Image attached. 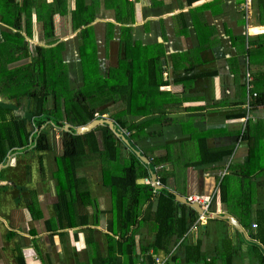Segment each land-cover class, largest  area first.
<instances>
[{"label": "crops", "instance_id": "crops-1", "mask_svg": "<svg viewBox=\"0 0 264 264\" xmlns=\"http://www.w3.org/2000/svg\"><path fill=\"white\" fill-rule=\"evenodd\" d=\"M69 1L73 9L74 0ZM86 4L95 8L87 38L72 28L69 13L52 17L53 35L46 37L34 8L28 37L21 15L25 53L13 37V19L2 20L13 15V7L5 12L0 7V72L31 63L36 48L51 56L48 50L62 44L54 62L60 56L69 89L83 86L89 68L91 85L118 76L122 89L109 93L103 88L100 98L108 105L98 111H104L103 120L113 122L125 158L132 162L131 153L138 152L139 160L142 156L149 161L147 165L140 160L151 174L136 184L152 188L150 177L155 175L157 187L173 195L177 215L172 219L167 211H157L153 194L151 206L134 208L138 214L132 222L123 209L115 214L106 188L108 210L102 211L99 195L90 192L96 206L74 204L72 225L65 214L71 211L64 207L65 196L59 198L55 188V201L45 206L30 179L25 187L19 181L14 186L17 177L8 174L20 165L16 156L24 155L30 164L36 158L32 150L12 152L0 164V171L12 169L0 180V264H156V257L165 264H264V0ZM85 41L92 45L88 69L81 55ZM128 72L129 78L121 76ZM247 87L256 93L249 112ZM4 96L0 92V103H13ZM30 103L22 98L16 117L22 119L32 110ZM34 122L28 126V145L39 132ZM122 123L120 132L114 124ZM56 131L48 130L49 141ZM99 158L89 159L88 165ZM98 164L101 177L107 165ZM26 179L23 174L21 181ZM192 195L209 202L206 211L197 213L181 202ZM83 209L86 224H81ZM105 214L107 219L101 217ZM215 215L230 216L240 229Z\"/></svg>", "mask_w": 264, "mask_h": 264}, {"label": "trees", "instance_id": "trees-1", "mask_svg": "<svg viewBox=\"0 0 264 264\" xmlns=\"http://www.w3.org/2000/svg\"><path fill=\"white\" fill-rule=\"evenodd\" d=\"M45 1L0 0V7L3 12L13 7V15L10 16L8 13L2 20L13 19L10 28L15 30L13 37L17 39L18 47L24 53L25 42L20 33L19 20L21 15L25 16L24 32L29 37L31 35V10L33 8L35 12H38L39 19L43 20L42 30L46 37L53 35L52 17L56 14L64 16L69 13L72 28L74 30L80 29L82 36L88 35L90 32L88 24L94 16L95 8H88L87 0H74L73 9H69V0H52L50 3ZM37 2H41L39 6H36ZM8 23L4 22L3 24L8 25ZM61 50L62 44H58L48 50L51 53L49 56L44 49L36 48V57L31 63L12 71L0 72V92L3 96L6 95L4 96L6 99L13 102L11 104L0 103V164H5L8 154L12 152L32 150V153L35 154L34 159L36 158L34 162L38 164L40 174H45L46 165L42 156L46 153H53L54 168L50 169V179L54 182V188L59 198L65 196L63 199L64 207L71 210L65 214L68 215L70 223L75 225L76 211L75 213L72 212L74 204L79 208H83L86 203L96 206L95 199L90 195L88 179L85 176H79L78 173L91 163L89 159L100 155V158L93 160V162L97 161L96 163L101 162L107 165L101 170V185L110 190L112 210L115 211V214L123 209L124 217L136 222L138 213L136 214L137 211L134 212V208H141L144 204L151 206L153 194H157L158 209L156 208V210L167 211V218H175L177 204L173 195L164 188L154 192L150 185L136 184V180L148 179L151 173L133 153H131L132 162H130L131 158L124 157V144L106 125L98 126L83 135L75 133L78 126L102 118L104 111H98V108L108 105L105 103V99L100 98L104 89L109 93H115L116 90L122 89L123 85L118 82V76H112V79L99 80L97 84L91 85L88 83V71H84L83 86L77 89H69L66 71L60 61V56L61 68L53 66L54 58L58 52L60 54ZM84 54L85 50L82 49V60ZM121 76L129 78L130 73H123ZM22 98H27L33 108L20 119L16 117L14 111ZM259 101H261L260 97L256 102ZM7 116L11 117V120ZM36 117L41 119L35 120ZM32 121L39 132L34 144L28 145V138L31 135L28 126ZM65 125L69 126L67 131H64ZM114 126L116 130L122 132L121 128L125 124L122 123L117 126L114 124ZM126 127L130 130L133 128L127 124ZM48 130L61 131L62 151L59 155L54 153V141L48 140ZM10 170H12L10 167L2 169L0 180L5 179ZM21 172L27 178L25 181H21L23 177ZM9 175L17 177L14 182L15 187H18L17 181L21 182L20 187H25L28 179L31 180L30 168L23 165L22 162L8 174V177ZM192 212L194 211L192 210ZM87 222L88 216L83 209L81 224ZM161 248L159 246L156 250L159 251Z\"/></svg>", "mask_w": 264, "mask_h": 264}, {"label": "rangeland", "instance_id": "rangeland-1", "mask_svg": "<svg viewBox=\"0 0 264 264\" xmlns=\"http://www.w3.org/2000/svg\"><path fill=\"white\" fill-rule=\"evenodd\" d=\"M70 1H68V5H69ZM42 11V10H41ZM61 32H65L66 33V29L65 28H61ZM79 37H82L81 34L79 35ZM85 38L88 37L87 34L84 35ZM92 45H90L89 43L87 44V42L85 41L84 45L82 46L81 49L85 50V54L83 57V63H84V67H87L88 69V49L91 48ZM91 58V55L89 56V59ZM53 66L61 68V65L59 62H54ZM92 72V68L88 69V75H90ZM63 94V93H62ZM114 108L111 110L113 111ZM106 118H108L109 116H105ZM54 150H55V155H59L61 154L62 151V146H61V131L57 130L54 135ZM127 147H129V145H127ZM20 153V152H18ZM20 160V162H22L23 165H27L30 168L31 171V183L30 186L37 190L38 192V197L39 199L42 198L44 199L43 203L45 204V206L50 205L51 203H53L55 200H53V192H54V184L50 181V169L54 168V163L52 162L53 160V153H48L46 154V158H44V164L46 165V170L44 171L45 174H40L38 165L36 162H31L29 159L25 158L24 159V155L20 154L18 156H16V160ZM24 160V161H23ZM24 163H28V164H24ZM10 164L13 165V160H10ZM79 176H85L88 179L89 182V190L92 193V195H99L98 197L99 202L102 203L100 206L102 208V211H107L108 208L106 207V204L109 203V201L106 200V198H108L109 196V192L106 188H104L101 183H100V165L97 164H90L86 167H84L83 169H81V171H79L78 173ZM42 192H44V196L41 194ZM102 218L107 219L108 216L107 214L101 216ZM105 221V220H104Z\"/></svg>", "mask_w": 264, "mask_h": 264}, {"label": "water", "instance_id": "water-1", "mask_svg": "<svg viewBox=\"0 0 264 264\" xmlns=\"http://www.w3.org/2000/svg\"><path fill=\"white\" fill-rule=\"evenodd\" d=\"M99 125H106L110 130L114 131V128H113V122L111 120H92L91 122L87 123L86 125H83V126H78L76 129H75V132L77 135H83V134H86L88 132H90L91 130L95 129L97 126ZM68 125H65L64 126V129L67 130L68 129ZM124 141V140H123ZM136 155L139 156V153L136 152ZM140 160L143 161L145 164H149V161L140 156ZM151 179V182H152V188L153 189H161L162 187H157V185L155 184V175H151L150 177ZM182 203L192 207L194 209V211H196L197 213H203V210L200 206L198 205H194V204H189L186 202L185 199H183L181 201ZM216 218H219V219H224L226 221H228L233 227L237 228V229H240L238 227V225L236 224V222L228 215H215Z\"/></svg>", "mask_w": 264, "mask_h": 264}, {"label": "built area", "instance_id": "built-area-1", "mask_svg": "<svg viewBox=\"0 0 264 264\" xmlns=\"http://www.w3.org/2000/svg\"><path fill=\"white\" fill-rule=\"evenodd\" d=\"M128 1H131V0H128ZM256 97V93L250 91L249 87H247V92H246V100H245V108H246V111L249 112L250 110V104H251V101L253 98ZM247 119V116L246 118L244 119V121H246ZM187 202L189 204H194V205H200V207L202 209H204L206 211V209L208 208L209 206V202L205 201L204 199H202L201 197L199 196H195V195H192V196H189L187 197ZM155 262L156 264H165L163 263L162 261H160L159 258L156 257L155 259Z\"/></svg>", "mask_w": 264, "mask_h": 264}, {"label": "clouds", "instance_id": "clouds-1", "mask_svg": "<svg viewBox=\"0 0 264 264\" xmlns=\"http://www.w3.org/2000/svg\"><path fill=\"white\" fill-rule=\"evenodd\" d=\"M101 119H102V118H101ZM101 119H98V120H101ZM95 120H97V119H95ZM102 120H103V119H102ZM85 125H86V124H85ZM82 126H83V125H82ZM99 126H102V125H99ZM97 127H98V126H97ZM97 127H96V128H97ZM186 199H187V198H186ZM186 202H187V200H186ZM187 203H188V202H187Z\"/></svg>", "mask_w": 264, "mask_h": 264}]
</instances>
